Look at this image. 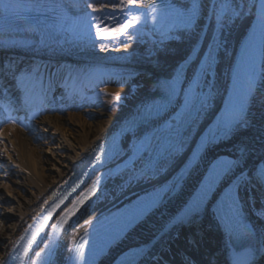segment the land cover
I'll return each instance as SVG.
<instances>
[{
    "label": "bare ground",
    "instance_id": "1",
    "mask_svg": "<svg viewBox=\"0 0 264 264\" xmlns=\"http://www.w3.org/2000/svg\"><path fill=\"white\" fill-rule=\"evenodd\" d=\"M63 1L71 0H59V2ZM150 1H155L156 4L165 2L172 4L177 0ZM206 1L200 0L203 7ZM82 2L84 0H80V5H83ZM252 2L253 0H236L235 4L243 5V15L239 16L235 23L249 13ZM235 23L225 32V47L221 49V55L230 47L232 37L238 32V29H234ZM128 32L132 31L128 30ZM186 34L181 31L174 33L163 46L159 44V37L144 40L137 33L133 40H125L123 35L117 39L96 38L94 40L96 46L93 47L89 40H54L34 32L26 25L0 19V38L2 37L0 41H3L0 42V51L12 52L19 59L31 57L37 60L41 63L40 74L46 70L50 72L49 74L53 73L52 63L63 68V77L57 79L52 74L51 83L54 86H66L61 87L67 90L61 96L73 102L78 109V112L70 111L73 107L69 108L70 102H67L63 107H55L39 119L29 122L28 126L0 128V264L4 263L12 245L34 220L37 212L52 198L60 185L74 174L90 151L107 133L118 127L129 115L137 112L160 91L157 90L158 82L164 81V71L184 50ZM102 45L106 46L105 51H100ZM48 59L53 61L46 64ZM92 64L137 71L140 86L145 87L146 90L134 102L126 99L125 102L113 106L97 105L90 101L86 103L84 99L81 101L77 96L81 83L91 77L87 67ZM69 74L73 77L68 79ZM71 81H75V85L70 84ZM125 81V79L112 80L105 90L111 93L125 91ZM9 88L12 90L13 86ZM248 119L249 125L245 129L236 131L226 140L210 147L190 172L179 194L152 216L147 224L130 232L111 250L101 264H109L121 251L150 241L167 219L181 207L211 160L218 156L236 158L239 155V148L247 146L248 158L243 168H237L230 174L234 177L242 170L250 174L257 162L264 159V71ZM131 175L132 173H127L115 178L106 190L109 200L95 208L93 212L105 214L103 217H106L109 212L118 209L117 205H125L133 198L139 187L123 184L122 189L116 192L112 186L114 183L123 182ZM241 197L244 201L243 189ZM212 209L209 207L205 219L210 227L220 234V228L211 216ZM247 210L250 212L248 208ZM251 224L261 232L255 220L251 219ZM173 238L170 236L165 246ZM229 253L230 248L226 243L221 251L217 252L220 260L216 264H228ZM257 257L264 262V255ZM147 259L144 264H148L151 260L150 257Z\"/></svg>",
    "mask_w": 264,
    "mask_h": 264
},
{
    "label": "snow or ice",
    "instance_id": "2",
    "mask_svg": "<svg viewBox=\"0 0 264 264\" xmlns=\"http://www.w3.org/2000/svg\"><path fill=\"white\" fill-rule=\"evenodd\" d=\"M16 7L12 4H4L3 10L5 13L12 12L15 11ZM185 7L187 8L186 11H178L173 4L167 2L163 4V7H159L154 2L145 4L143 0H92V2H87L86 0L84 7L81 8L80 0H73V2L63 5H52L48 10L51 12L58 11L59 14L55 17V21L63 30H68L65 24L70 19L74 23H79L81 26V38L91 41L93 47L96 46L94 43L96 38H100L101 40L117 39L123 35L125 40H133L136 38L137 32H128V30L137 29L138 25L146 24L149 21L154 26L153 30L159 34V44L163 46L165 41L171 39L177 31L185 33L193 31L201 14L203 4L200 0H193L190 7ZM211 7L213 21L220 35L214 38L213 43L209 45L206 54L200 60L198 73L192 81L193 86H190L187 91L183 88V69L174 73L170 78L158 82L157 90H163V99L159 103L153 102L150 105L142 106V111L138 113L137 118H134L133 124L159 116L160 113L164 112L173 103L178 95V90L184 93L182 110L176 114L175 119L169 125L170 129H175L178 132L181 128L195 124L205 111L211 100V92L205 93L202 85L208 86L210 84L209 76L213 64L220 50L225 47L226 30L229 29L231 24L235 23L239 16L243 15V5L235 4L234 0H215V3ZM43 8L42 4L36 2L29 5L25 10L41 14ZM87 9H91L92 13H100V15L94 16ZM69 11L75 13L74 17L68 15ZM104 21H107V23H103ZM256 21L257 31L262 39V45H264V0H262L257 9ZM92 29H95L94 33ZM112 33H115V35H112ZM255 35L256 32L253 33V38H255ZM105 50V45L100 46V51ZM193 54L199 55L195 46H193L185 63L191 59ZM14 65V61H9L6 62L5 67L12 73V79L15 81L16 87L22 92L23 106L27 108L30 106L32 94L37 89H40L41 94H43V81L39 76L38 68H33L27 73L20 75L15 70ZM26 81L28 82L27 84ZM253 84L254 73L250 76L244 92L238 95L234 102L230 101L223 113L218 117L215 131L210 128L206 136L202 137L201 149L209 143H215L219 138H228L236 131L245 129L249 125L248 113L255 95ZM113 99L119 102L121 97L115 95ZM11 122L15 123V120ZM144 143L150 145L151 140L146 138ZM172 150H178V146L169 143L155 157V163L151 165L149 171L152 173L163 171V168L157 167V165L160 160L166 159ZM199 151L198 149L193 154V160L198 158ZM238 151L239 155L236 158H220L212 163L195 196L178 217V222H188L194 214L199 212L210 194L214 191L216 185L225 176L233 173L237 168H243L249 155V149L247 146H242ZM95 160L104 163L100 155L95 156ZM98 184L99 178H97V181L93 183L92 187L81 197L77 204L69 209L65 222L68 216L74 215L79 210V207L95 194ZM257 187L264 188V160L260 161L251 170L250 174L248 171L242 170L225 192L224 199L219 202L218 213H222L221 218L226 221L229 227V239L232 245L231 264H255L256 256L264 255V233L258 232L253 226L247 224L241 225L240 220L243 204L241 190L243 189L248 193V201L254 206L256 197L252 195V190ZM170 190L174 191L175 189L170 185L157 189L141 205L135 218H139V216L144 215L157 204L161 203L165 194ZM260 199L262 205H264V193L261 194ZM262 212H264V207L257 210L258 215ZM30 244L31 241L29 242V246ZM86 244L87 241L82 240L80 245L73 250L74 255L70 259H73L75 264H86ZM44 247L47 248L48 245ZM100 251H103L102 247L95 249L93 255L95 256ZM25 252H27V249ZM35 256L40 260V264H49V258L42 257L40 252H36ZM91 264H94V261Z\"/></svg>",
    "mask_w": 264,
    "mask_h": 264
},
{
    "label": "rangeland",
    "instance_id": "3",
    "mask_svg": "<svg viewBox=\"0 0 264 264\" xmlns=\"http://www.w3.org/2000/svg\"><path fill=\"white\" fill-rule=\"evenodd\" d=\"M88 68L93 69L91 70V73H94V75L91 77V79H89V82H92L93 84L92 87L90 89H86L81 94L82 96H86L87 94L85 101L94 102L97 105L107 104L109 106H113L119 102H125L126 99L134 102L135 99L146 90L145 87L142 88L140 86V79L138 78L139 73L137 71H131L126 68L101 65H89ZM115 79L126 80L125 91H116L115 93H111L105 90L106 86L109 85V81ZM103 88L104 90L101 91ZM115 95H119L121 97V100L119 102H116L113 99ZM86 108L89 109L88 107ZM70 111L78 112V109L74 108ZM252 195L254 196V194ZM245 200V204L248 205V208L251 210L253 219L256 220V222L260 225L262 233H264V218H261L264 217V212L260 213L259 215L257 214V210L264 207V205H262L261 200H259L258 202H256L257 200H255L254 206L253 204L249 203L247 192H245Z\"/></svg>",
    "mask_w": 264,
    "mask_h": 264
}]
</instances>
